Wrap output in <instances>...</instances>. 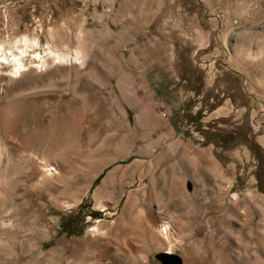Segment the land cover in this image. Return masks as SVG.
<instances>
[{"label": "rangeland", "instance_id": "obj_1", "mask_svg": "<svg viewBox=\"0 0 264 264\" xmlns=\"http://www.w3.org/2000/svg\"><path fill=\"white\" fill-rule=\"evenodd\" d=\"M11 46L25 50L26 68L0 67V163L7 151L22 167H63L0 210V224L28 240V264H90L92 226L110 227L106 264H160L163 251L183 264H264L249 149L264 150V0H23L0 8V47ZM187 110L229 149L205 145ZM112 170L117 183L102 186ZM77 212L82 228L70 230L80 234L59 233Z\"/></svg>", "mask_w": 264, "mask_h": 264}, {"label": "bare ground", "instance_id": "obj_2", "mask_svg": "<svg viewBox=\"0 0 264 264\" xmlns=\"http://www.w3.org/2000/svg\"><path fill=\"white\" fill-rule=\"evenodd\" d=\"M23 42L26 43L28 42V40L24 39ZM30 43V46H32L34 45L35 41H30ZM24 53L25 50L16 49L12 46L7 51L0 47V67L9 65L11 67V75L18 76L20 72H23L26 68L24 63L22 62V59L25 56ZM50 57L52 59L50 61L52 62H68V59H71L64 53H50ZM32 58L37 63L35 65V68L40 69L46 66V59L40 57L39 54L34 55L33 53ZM80 59V53L76 52L73 58V62L80 61ZM33 144L37 145L38 142H30L28 145L29 150L34 151ZM25 151L26 150L24 148L21 150V152L23 153H25ZM25 154L27 156H30L29 153ZM3 157L5 162L4 164L0 163V210L3 208L5 203H7L8 201H12L18 195H20L21 198H24L28 193H30L31 195H37V192L41 185L51 180L57 179V176L63 172L62 165L57 164V162L55 161L44 164H36L34 161H31L28 165H26V167H22L20 162L18 160H15L7 151L3 153ZM52 164L55 166V168L50 169L49 167ZM114 173L115 170L108 172L102 179L101 185H108L111 187L115 182L117 183V179ZM42 222L43 220L40 219V225L42 224ZM43 224L46 228L51 229L52 227L48 223ZM0 225V227L3 229L1 232L8 235V238H5L4 241L0 240V264H28V251L30 250L28 240H26V238L20 239L17 235H15V232H11L10 227L12 225L10 222L2 223ZM109 228H106L105 232L101 231V226H92L86 230L85 236L87 240H85L82 245L83 251L87 253L90 252V264H92V261L93 264H106L104 262V259H107V257H109ZM169 229L170 225L168 224V222H163L158 226V232L164 239H168ZM122 234L123 232L121 230L117 232L118 237H121ZM15 244L19 245V247L21 248V253L19 252L17 254H14L15 251L13 252V249ZM40 255L41 254L36 253V258L40 259Z\"/></svg>", "mask_w": 264, "mask_h": 264}, {"label": "trees", "instance_id": "obj_3", "mask_svg": "<svg viewBox=\"0 0 264 264\" xmlns=\"http://www.w3.org/2000/svg\"><path fill=\"white\" fill-rule=\"evenodd\" d=\"M183 119H186L185 125L186 126H191L194 128V132H198L200 134V137L204 140V144H210L213 145L215 148L220 146V150H228L229 148L227 147L226 144H220L219 140H221V136L219 134H217L216 132H212V131H208L209 129H205L204 127H202L201 123L199 122L200 119V111L195 112L194 114L188 113V110L185 112V115L183 116ZM180 121H174L173 122V126L177 129H179L180 126ZM194 125H196L194 127ZM191 133L190 131H187V134ZM253 158L255 159V161L257 162V171L256 173H254V177L256 179V188L258 190L259 193L264 195V150L257 145L256 143H252L249 147ZM218 160H220L221 155L217 154L215 156ZM99 179V178H98ZM97 180H95L94 183H96ZM81 204L79 205V212L81 209ZM77 212L74 216L69 217V218H65L63 219L59 225H60V231L59 233L65 232V234L67 236H71V235H75V234H80V230H78L77 232H73L70 230V228H74L75 225H80V228H82L83 222H84V218L85 216H80V213ZM101 215L100 212L98 211H93V212H89L88 216L92 217V218H99ZM64 221H66V225L64 224Z\"/></svg>", "mask_w": 264, "mask_h": 264}, {"label": "water", "instance_id": "obj_4", "mask_svg": "<svg viewBox=\"0 0 264 264\" xmlns=\"http://www.w3.org/2000/svg\"><path fill=\"white\" fill-rule=\"evenodd\" d=\"M23 0H15L8 4H5L3 6H0L2 9L10 8L11 6H14L17 3L22 2ZM154 258L160 263V264H183L182 259L175 254H172L168 251L159 252L154 255Z\"/></svg>", "mask_w": 264, "mask_h": 264}, {"label": "crops", "instance_id": "obj_5", "mask_svg": "<svg viewBox=\"0 0 264 264\" xmlns=\"http://www.w3.org/2000/svg\"><path fill=\"white\" fill-rule=\"evenodd\" d=\"M211 165H213V162L211 161Z\"/></svg>", "mask_w": 264, "mask_h": 264}]
</instances>
